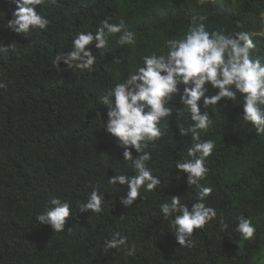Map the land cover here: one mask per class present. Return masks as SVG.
I'll list each match as a JSON object with an SVG mask.
<instances>
[{
  "label": "trees",
  "instance_id": "1",
  "mask_svg": "<svg viewBox=\"0 0 264 264\" xmlns=\"http://www.w3.org/2000/svg\"><path fill=\"white\" fill-rule=\"evenodd\" d=\"M13 11L14 4L0 0V44L8 49L0 54V264H264V134L241 118L239 93L235 101L199 102L212 119L199 142L213 140L215 148L205 179L188 185L175 164L190 159L187 151L198 141L190 131L179 134L193 123L180 103L181 88L169 101L172 115L160 121L162 136L147 149V166L161 184L151 192L141 187L128 207L121 203L127 186L109 179L135 172L104 130L108 107L100 103L145 56L166 55L167 41L182 39L193 18L205 17L210 31L249 33L252 58L264 62V0H46L36 11L49 19L47 28L21 34L8 27ZM106 18L123 21L133 44L121 45V33L113 34L104 49L87 46L96 56L92 70L63 63L58 70L55 56L70 52L79 33H95ZM203 187L212 189L206 206L216 217L194 230L192 247L180 246L173 218L165 219L160 205L179 196L191 208ZM93 190L105 196L102 211L80 213L78 204ZM53 197L71 206L59 232L36 219ZM240 216L256 227L250 239L236 230ZM221 222L229 227L222 230ZM115 233L126 236L127 245L105 250Z\"/></svg>",
  "mask_w": 264,
  "mask_h": 264
},
{
  "label": "clouds",
  "instance_id": "2",
  "mask_svg": "<svg viewBox=\"0 0 264 264\" xmlns=\"http://www.w3.org/2000/svg\"><path fill=\"white\" fill-rule=\"evenodd\" d=\"M15 5L8 27L18 34L30 30L46 29L49 19L37 13L36 8L46 3V0H9ZM55 2V0H51ZM201 4L205 0H199ZM192 24L182 39L167 41V54H152L143 58V66H137L123 83H117L106 90L100 98V103L108 107L107 121L104 130L117 139V146L124 149V161H130L135 174L115 175L109 179L112 185H126V198L121 200L123 207L133 205L140 197V189L156 190L161 181L152 174L147 163L151 159L147 151L150 142L162 136L160 121L170 117L174 106L169 101L180 94V103L190 113L193 122L188 129L181 128V136L192 134V139L198 141L187 151V160L176 161L175 168L187 175L188 185H199L204 180L208 168L206 159L213 153V140L200 141L199 131L207 130L212 119L207 112H201L203 106L217 105L222 99L235 101L237 94L242 97V119L250 123L257 134H264V62L252 58L251 51L255 44L247 32L225 34L224 31H210L200 17ZM124 22L110 23L104 19L95 33H79L72 41V50L58 53L54 64L59 70L60 63L69 69L92 70L96 56L87 46L94 44L97 49H104L109 44V37L121 33L118 43L132 45L134 34L123 30ZM123 30V31H122ZM8 49L0 44V54ZM208 85L216 92L209 96ZM5 88L0 83V89ZM137 153L133 157L132 151ZM212 189L203 187L197 196V202L189 208L181 204L179 196H172L170 202L160 205L165 219L172 217L175 239L180 246L192 247L191 237L195 229L203 228L216 217V210L206 206V199ZM105 196L93 190L87 201L78 204L79 212L92 211L100 213ZM70 202L60 198H51L44 211L36 219L41 224H47L56 232L63 231L71 216ZM121 219L123 216L121 215ZM229 225L221 222V229ZM245 239H250L256 232L251 218L240 216L236 229ZM127 245V237L115 233L105 245V250L120 248ZM134 250H128L127 255H133Z\"/></svg>",
  "mask_w": 264,
  "mask_h": 264
},
{
  "label": "rangeland",
  "instance_id": "3",
  "mask_svg": "<svg viewBox=\"0 0 264 264\" xmlns=\"http://www.w3.org/2000/svg\"><path fill=\"white\" fill-rule=\"evenodd\" d=\"M262 19H263V24H264V13L262 14ZM261 34L264 36V26H263Z\"/></svg>",
  "mask_w": 264,
  "mask_h": 264
}]
</instances>
